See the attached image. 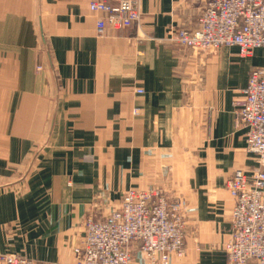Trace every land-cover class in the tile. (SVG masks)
Here are the masks:
<instances>
[{"label":"crops","instance_id":"1","mask_svg":"<svg viewBox=\"0 0 264 264\" xmlns=\"http://www.w3.org/2000/svg\"><path fill=\"white\" fill-rule=\"evenodd\" d=\"M202 5L141 0L137 26L99 37L87 0H0V254L74 264L85 220L157 188L188 204L170 264H227L226 183L256 167L236 104L264 54L168 42Z\"/></svg>","mask_w":264,"mask_h":264},{"label":"built area","instance_id":"2","mask_svg":"<svg viewBox=\"0 0 264 264\" xmlns=\"http://www.w3.org/2000/svg\"><path fill=\"white\" fill-rule=\"evenodd\" d=\"M202 1L195 27L171 29L168 42L204 56L224 47L236 48L241 59L255 50L264 54V0ZM87 2L91 13L101 15L99 37L107 28L121 31L140 23L141 0ZM235 114L256 167L250 175L235 171L226 183L234 205L223 249L227 264H264V66L250 72ZM187 213L183 198L170 200L157 188L128 190L105 219L85 220L84 235L72 251L74 264H170L173 257L184 256ZM0 264L34 263L0 254Z\"/></svg>","mask_w":264,"mask_h":264}]
</instances>
